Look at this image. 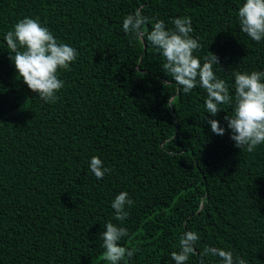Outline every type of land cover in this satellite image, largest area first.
<instances>
[{"label":"trees","instance_id":"obj_1","mask_svg":"<svg viewBox=\"0 0 264 264\" xmlns=\"http://www.w3.org/2000/svg\"><path fill=\"white\" fill-rule=\"evenodd\" d=\"M244 2L0 0V264H107L108 222L128 230L121 246L138 249L121 264H175L171 253L188 231L200 237L188 264H200L206 246L264 264V144L236 148L224 120L234 101L208 115L203 88L184 94L146 37L122 30L138 9L168 29L191 17L202 45L195 54L202 63L208 51L219 57L223 71L214 70L234 97L232 71H264V41L239 27ZM24 18H39L78 52L71 71L58 73L55 103L32 92L9 58L4 37ZM93 156L112 170L99 180ZM121 192L134 201L123 222L111 207Z\"/></svg>","mask_w":264,"mask_h":264},{"label":"clouds","instance_id":"obj_2","mask_svg":"<svg viewBox=\"0 0 264 264\" xmlns=\"http://www.w3.org/2000/svg\"><path fill=\"white\" fill-rule=\"evenodd\" d=\"M238 20L243 33L257 43L264 41V0H245L238 10ZM172 23L174 28L168 29L164 21L153 22L138 9L124 17L122 30L136 39L146 37L151 46L164 57V69L184 94L191 93L198 86L203 88L207 94L204 103L208 115L216 117L222 111L221 105H231L234 101L233 114L224 117L227 129L231 132L230 139L236 148L254 152L264 144V71H232L235 94L234 97L230 96L228 82L219 78L214 70L216 66L222 70L219 57L208 51L202 63L201 58L195 54L202 45L198 38L191 35V17L176 18ZM149 24L152 27L146 33L145 26ZM4 39L14 54L9 55V58L18 76L41 100L55 103L57 93L64 87V81L58 73L71 71L70 65L78 58L77 50L59 42L49 28L42 26L39 18L20 20L6 33ZM205 119L212 133L225 135V128L219 120ZM89 168L98 180L112 171L96 156L90 159ZM133 204L127 192L119 193L111 204L115 210L114 219L125 221L129 216L126 208ZM105 229L101 238L107 264L131 261L138 249L129 250L120 245V241L129 235L128 230L112 222H108ZM199 240L198 233L194 231L183 233L179 238V251L171 253L175 264H188L190 257L197 254ZM200 255V264H204L205 256L218 257L221 264H248L243 258L234 257L232 251L217 247L206 246Z\"/></svg>","mask_w":264,"mask_h":264}]
</instances>
